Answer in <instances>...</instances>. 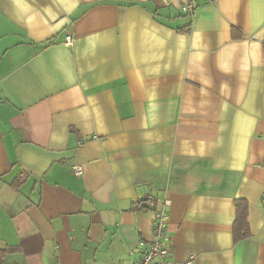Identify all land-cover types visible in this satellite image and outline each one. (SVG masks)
<instances>
[{"label": "crops", "instance_id": "0c3cea01", "mask_svg": "<svg viewBox=\"0 0 264 264\" xmlns=\"http://www.w3.org/2000/svg\"><path fill=\"white\" fill-rule=\"evenodd\" d=\"M263 40L264 0H0V264H130L150 196L175 261L264 264Z\"/></svg>", "mask_w": 264, "mask_h": 264}, {"label": "built area", "instance_id": "2783aa9c", "mask_svg": "<svg viewBox=\"0 0 264 264\" xmlns=\"http://www.w3.org/2000/svg\"><path fill=\"white\" fill-rule=\"evenodd\" d=\"M196 6V2L193 1L184 5L183 10L191 13ZM68 43H71L70 36H68ZM80 143H82V140H80ZM73 170L75 174H81L83 169L80 164L74 163ZM148 199L153 206L152 239L142 251L140 259L132 260L130 264H191L193 256H190L184 262H177L172 259L168 237V211L165 205H157V200L154 197L150 196ZM137 207H141V202Z\"/></svg>", "mask_w": 264, "mask_h": 264}, {"label": "trees", "instance_id": "16d2710c", "mask_svg": "<svg viewBox=\"0 0 264 264\" xmlns=\"http://www.w3.org/2000/svg\"><path fill=\"white\" fill-rule=\"evenodd\" d=\"M233 34L234 37H239L241 35V30L234 26ZM262 43L264 48V40ZM22 176L23 175L18 176L16 182L14 183L19 184L21 182ZM236 208H237V218L234 225V233L236 236V240H241L250 235L249 222H248V204L245 200L239 199L236 202ZM6 251H8V249L0 250V263Z\"/></svg>", "mask_w": 264, "mask_h": 264}]
</instances>
